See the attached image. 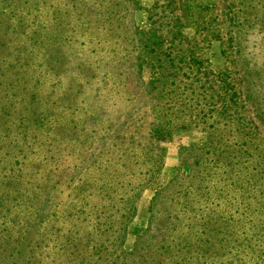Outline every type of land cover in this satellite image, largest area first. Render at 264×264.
Returning <instances> with one entry per match:
<instances>
[{
    "label": "rangeland",
    "instance_id": "374dc122",
    "mask_svg": "<svg viewBox=\"0 0 264 264\" xmlns=\"http://www.w3.org/2000/svg\"><path fill=\"white\" fill-rule=\"evenodd\" d=\"M134 1L0 0V156L23 163L26 182L55 183L70 213L109 206L106 162L154 179L155 162L140 168L121 149L158 145L164 165L123 250L151 248L157 264H264V0ZM157 1L182 25L170 43L181 57L167 48L150 91L126 55ZM152 117L170 139L154 145ZM12 205L18 221L36 206Z\"/></svg>",
    "mask_w": 264,
    "mask_h": 264
},
{
    "label": "trees",
    "instance_id": "16d2710c",
    "mask_svg": "<svg viewBox=\"0 0 264 264\" xmlns=\"http://www.w3.org/2000/svg\"><path fill=\"white\" fill-rule=\"evenodd\" d=\"M133 2L132 9H139L138 3ZM158 5L157 1L150 9L154 13L149 18L147 31L140 32L137 29L132 33L131 30L133 42H138L139 45L135 49H128L126 55L128 58L133 57L136 70L145 68L149 71L151 79L147 84L150 91L155 90L153 85L158 82L155 68L160 63H167L169 59L167 48L178 52L175 54L176 58L181 57V50L170 43L173 42V33L177 28H182V25L172 9ZM157 7L160 11H157ZM162 12L164 16H159ZM152 119L147 136L154 141V145L170 139L173 134L171 125L168 122L161 123L159 117ZM121 150L125 154L130 151L133 159L137 160L134 165L140 168L145 161L155 162L157 171L154 179H148L144 185L141 179L123 174L116 163L106 162L105 196L109 206L102 205L99 208V202L95 201L93 205H88L87 210L81 203L77 211L70 213H65L61 203L52 200L51 194L58 195L55 183L44 179L41 183H34L32 180L26 182L22 174L23 163L16 162L12 165L10 158L0 156V264H157L154 258L152 261L146 256L144 258L146 253H151V248L148 252H143L136 247L133 252L127 253L123 250V244L128 222L135 213L136 199L144 187L157 180L155 176L160 175L164 155L160 153L158 145L153 149L144 148L136 152L125 147ZM58 169L60 168H55ZM37 172L34 171V175ZM89 184L98 196L95 191L97 184ZM20 201L40 206L37 211L36 206L30 208L34 211L26 213L18 221L10 216V211L12 203L17 206ZM117 206L121 209L115 211L113 208Z\"/></svg>",
    "mask_w": 264,
    "mask_h": 264
}]
</instances>
